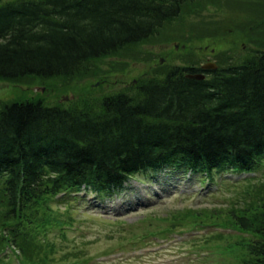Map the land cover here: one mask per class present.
I'll use <instances>...</instances> for the list:
<instances>
[{"label":"trees","instance_id":"trees-1","mask_svg":"<svg viewBox=\"0 0 264 264\" xmlns=\"http://www.w3.org/2000/svg\"><path fill=\"white\" fill-rule=\"evenodd\" d=\"M195 1L0 0V80L90 74L93 61L161 35ZM199 70L173 66L136 95H106L98 106H53L41 98L2 104L0 259L13 247L28 263L50 264L35 252L42 248L36 241L46 237V210L57 196L85 191L104 200L132 179L168 170L208 180L258 172L264 165V50L221 65L205 80L187 77ZM244 207L233 210L229 222L250 237L237 264H264V184Z\"/></svg>","mask_w":264,"mask_h":264},{"label":"rangeland","instance_id":"rangeland-1","mask_svg":"<svg viewBox=\"0 0 264 264\" xmlns=\"http://www.w3.org/2000/svg\"><path fill=\"white\" fill-rule=\"evenodd\" d=\"M221 22L228 27L219 29L225 27ZM218 29V35H210ZM261 49L264 0H197L161 35L93 61L90 74L0 80V106L37 98L53 106H98L95 101L106 95H136L139 86L173 66L200 67L209 61L225 68ZM141 179L102 201L87 192L52 199L46 210L51 222L35 252L50 264H237L240 245L250 237L229 222L233 210L243 211L255 199L264 184V165L256 173L229 172L214 180L171 170ZM27 230L34 235L33 226ZM8 249L0 264H37Z\"/></svg>","mask_w":264,"mask_h":264},{"label":"water","instance_id":"water-1","mask_svg":"<svg viewBox=\"0 0 264 264\" xmlns=\"http://www.w3.org/2000/svg\"><path fill=\"white\" fill-rule=\"evenodd\" d=\"M217 69V65L215 63H208L205 66H203V70H215ZM188 78L193 80H204L205 75L204 74H196V75H189ZM68 97H65L64 100H68Z\"/></svg>","mask_w":264,"mask_h":264},{"label":"flooded vegetation","instance_id":"flooded-vegetation-1","mask_svg":"<svg viewBox=\"0 0 264 264\" xmlns=\"http://www.w3.org/2000/svg\"><path fill=\"white\" fill-rule=\"evenodd\" d=\"M206 76H208V73H206Z\"/></svg>","mask_w":264,"mask_h":264}]
</instances>
